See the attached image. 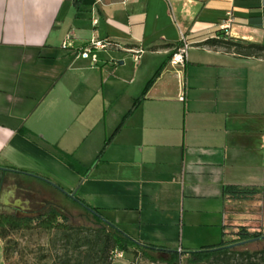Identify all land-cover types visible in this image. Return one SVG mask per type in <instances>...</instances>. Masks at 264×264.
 I'll return each instance as SVG.
<instances>
[{
    "label": "crops",
    "instance_id": "0c3cea01",
    "mask_svg": "<svg viewBox=\"0 0 264 264\" xmlns=\"http://www.w3.org/2000/svg\"><path fill=\"white\" fill-rule=\"evenodd\" d=\"M217 31L264 43V0H0V172L17 170L26 205L90 207L143 244L226 240L234 208L264 195V57L207 44ZM91 39L119 47L91 65Z\"/></svg>",
    "mask_w": 264,
    "mask_h": 264
},
{
    "label": "trees",
    "instance_id": "16d2710c",
    "mask_svg": "<svg viewBox=\"0 0 264 264\" xmlns=\"http://www.w3.org/2000/svg\"><path fill=\"white\" fill-rule=\"evenodd\" d=\"M75 4L93 3L94 0H74ZM207 44L220 46L241 56L264 57V43L232 39L217 31V34L205 41ZM158 69L147 81L144 91L159 75ZM85 168V177L89 171ZM225 193L232 198L252 196L254 192L226 186ZM85 214L91 221L88 225H72L66 214L50 210L35 219L17 218L0 215V240L4 242L11 231L40 229L43 231L59 230L61 232L62 252L49 257L45 264H111L112 252L116 249L131 255L132 260L140 257L154 262L165 261V264H179L175 250L164 249L152 244H143L128 236L118 226L97 216L95 209L83 206ZM93 211V212H92ZM234 240L221 241L219 244L184 251L186 264H264V248L257 250L240 249L239 246L249 241L264 238L256 231H249L238 226L233 232ZM4 245V244H3ZM165 256V258H163ZM7 257V248L3 246V258ZM45 258V256H44Z\"/></svg>",
    "mask_w": 264,
    "mask_h": 264
},
{
    "label": "rangeland",
    "instance_id": "374dc122",
    "mask_svg": "<svg viewBox=\"0 0 264 264\" xmlns=\"http://www.w3.org/2000/svg\"><path fill=\"white\" fill-rule=\"evenodd\" d=\"M31 185L36 188L37 184L32 181ZM68 205L63 211L69 218L72 225H88L91 219L85 214L84 210L78 205L70 206L72 203L64 200ZM236 215L232 218L234 225H226L227 239L229 243L234 240L233 232L238 226H243L249 231H256L261 236L264 235V195L258 196L252 202H246L242 207L234 208ZM242 210V211H241ZM243 212L242 214H239ZM92 222V221H91ZM220 232V231H219ZM220 236L214 242L218 243ZM3 244L7 248L5 264H45L49 257L62 252L61 232L59 230L43 231L40 229L19 230L9 232V236ZM3 245V246H4ZM240 249L257 250L264 248V238L249 241L241 246ZM45 256V258H44ZM165 258V256L163 257ZM187 255L179 256V264H186ZM136 264H165V261L156 260L151 262L137 257L133 260Z\"/></svg>",
    "mask_w": 264,
    "mask_h": 264
},
{
    "label": "built area",
    "instance_id": "2783aa9c",
    "mask_svg": "<svg viewBox=\"0 0 264 264\" xmlns=\"http://www.w3.org/2000/svg\"><path fill=\"white\" fill-rule=\"evenodd\" d=\"M230 22L231 19H227L226 22L220 25V28L227 29L229 27ZM63 45H66V42H64ZM190 46H191V42L189 41L187 36L182 32H180L179 44L171 54L169 58V64L172 65L173 67L183 68L187 60V53ZM118 47L119 45L113 42L91 39L87 45L78 48L77 55L83 59H88L91 65H95L96 62L98 61V53L100 51H103L107 48L117 49ZM176 252L178 256L183 254L181 249H177ZM122 255H123V251L116 249L112 252V259L114 260L120 258L122 257ZM131 264H136V263L133 261Z\"/></svg>",
    "mask_w": 264,
    "mask_h": 264
},
{
    "label": "flooded vegetation",
    "instance_id": "af4514ba",
    "mask_svg": "<svg viewBox=\"0 0 264 264\" xmlns=\"http://www.w3.org/2000/svg\"><path fill=\"white\" fill-rule=\"evenodd\" d=\"M6 170V171H5ZM9 171V172H8ZM17 170L12 169H3L0 172V215L15 216L17 218L25 219H35L46 212L50 211H40L34 207V203L37 201H30L28 205L25 204L26 201H23L21 198L23 195L19 191L18 187L15 186V179L12 178L9 173H14ZM33 198L34 195L30 194ZM8 200V204L4 203V200ZM16 200H20L21 203L16 205ZM29 206L28 209H21V207Z\"/></svg>",
    "mask_w": 264,
    "mask_h": 264
},
{
    "label": "water",
    "instance_id": "95a60500",
    "mask_svg": "<svg viewBox=\"0 0 264 264\" xmlns=\"http://www.w3.org/2000/svg\"><path fill=\"white\" fill-rule=\"evenodd\" d=\"M4 203L5 204H8V200L7 199H5L4 200ZM21 203V201L20 200H16V202H15V204L16 205H19ZM93 212V211H92ZM97 216H99V217H101L98 213H96V212H94ZM102 219H104L103 217H101ZM105 220V219H104ZM107 221V220H106Z\"/></svg>",
    "mask_w": 264,
    "mask_h": 264
}]
</instances>
